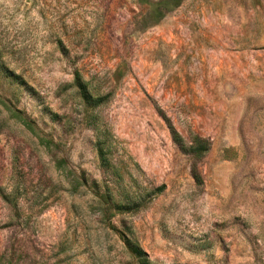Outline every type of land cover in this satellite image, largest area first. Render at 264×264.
Here are the masks:
<instances>
[{
	"label": "rangeland",
	"instance_id": "obj_1",
	"mask_svg": "<svg viewBox=\"0 0 264 264\" xmlns=\"http://www.w3.org/2000/svg\"><path fill=\"white\" fill-rule=\"evenodd\" d=\"M0 100L88 184L99 145L125 180L164 186L112 221L149 262L264 264V0H0ZM0 192V255L131 264L1 107Z\"/></svg>",
	"mask_w": 264,
	"mask_h": 264
},
{
	"label": "trees",
	"instance_id": "obj_2",
	"mask_svg": "<svg viewBox=\"0 0 264 264\" xmlns=\"http://www.w3.org/2000/svg\"><path fill=\"white\" fill-rule=\"evenodd\" d=\"M0 107L5 113L7 122L11 121L26 131L35 138L38 146L47 153L55 171L61 174L69 195L75 196L80 193L83 196L87 195V209L91 213L94 223L99 225L105 234L112 235L120 243L123 253L130 259L131 264H153L149 262L146 255L136 246L134 241L128 237L126 226L120 223V229H118L112 224V221L116 217L135 215L146 209L150 201L163 193L164 186L153 187L152 185L138 184L137 179L133 181L125 180L118 166L109 163L105 151L99 145L96 146L95 152L102 177L99 181L88 184L85 178L76 176L67 167L64 158L58 157V145L40 137L33 123L22 112L12 108L9 103L2 100H0ZM168 133L171 141L181 149L182 144L176 132L168 127ZM207 146L204 140L195 138L188 148L184 149L186 154L193 159L189 167V175L196 187L201 184L196 170L197 163L206 153ZM0 199L4 203H9L7 197L1 192ZM7 254L0 255V264H17V257H14V252L8 251Z\"/></svg>",
	"mask_w": 264,
	"mask_h": 264
}]
</instances>
